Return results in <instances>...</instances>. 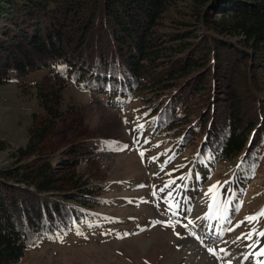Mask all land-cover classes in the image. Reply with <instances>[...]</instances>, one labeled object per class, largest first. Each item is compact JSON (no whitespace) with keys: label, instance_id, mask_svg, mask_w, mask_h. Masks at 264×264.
<instances>
[{"label":"trees","instance_id":"16d2710c","mask_svg":"<svg viewBox=\"0 0 264 264\" xmlns=\"http://www.w3.org/2000/svg\"><path fill=\"white\" fill-rule=\"evenodd\" d=\"M181 3L191 11L171 21ZM47 69L118 110L139 103V137L191 151L188 193L229 163L242 195L264 168V0H0V85L29 83L55 128L61 94L42 92L46 74L31 78ZM33 143L0 169V264L100 217L104 190L78 184L83 150L53 161Z\"/></svg>","mask_w":264,"mask_h":264},{"label":"rangeland","instance_id":"374dc122","mask_svg":"<svg viewBox=\"0 0 264 264\" xmlns=\"http://www.w3.org/2000/svg\"><path fill=\"white\" fill-rule=\"evenodd\" d=\"M185 10L191 11L188 4L181 3L179 10L172 12L169 18L171 21L181 18ZM184 16L188 21V15ZM198 33L202 37L204 30L200 28ZM51 71H39L31 78L50 74ZM40 84L43 86L42 92L61 94L62 113L55 128L51 126L54 117L46 116L36 89H31L29 83L0 85V169L12 166L16 152L27 150L31 139L37 150L45 147L46 150L54 151L53 161L61 155L68 158L71 156L67 155L68 150L80 148L83 152L79 156L82 162L76 168L78 184L101 186L104 193L100 202L93 207V211L100 215L97 222L41 242L28 251L21 264H227L228 259H231L232 264H253L252 260L241 259L242 253L251 251L244 247L249 241L231 243L241 232L249 230L251 225L247 222L234 232H224L221 239L211 237L215 241L211 247L217 251L225 248L231 253L222 261L207 251L209 233L204 225H212L215 232L231 225L222 219L196 220L195 226L189 225L188 229L182 227V224L187 223L184 217L188 215V207L193 209L189 217L193 220L208 211L206 205L211 201L205 193L209 186L217 181L221 184L229 179L233 181L232 164H223L203 182L196 193H188L190 178H176L187 177L191 151H173L176 142L162 134L156 135L152 142H149V135L139 137L134 131L138 116L135 108L139 103L118 110L105 103L104 94L84 91L56 71L42 79ZM40 131H43V139L39 143ZM134 137H139V144L134 142ZM105 140L118 141V147L128 145V148L117 150L114 146L105 147L102 143ZM145 140L148 143H144ZM140 151H145L143 160ZM173 155L171 162L165 165L168 156ZM154 156L158 157L155 161L150 159ZM161 165H164L163 170ZM169 179H175L172 188L159 192ZM141 184L145 187H137ZM153 185L156 186L158 197L152 196ZM175 185L176 188L181 185L173 191V197L183 211L178 210L179 215L174 216L167 211L168 206L163 197ZM228 188V185H224L220 189L221 198L230 195ZM179 191L180 194L174 196ZM234 192L233 205L240 201L242 204L238 212L232 205L227 209L232 225L264 207V168L242 195ZM128 200H132V203ZM169 217L174 223L180 221L176 223L175 231L163 224L153 225V221H166ZM108 218L117 219L113 222ZM256 226L264 228V218ZM191 231L204 238V243L190 235ZM117 232L130 235L117 238ZM175 232H179L180 236ZM261 239L264 243V238Z\"/></svg>","mask_w":264,"mask_h":264},{"label":"snow or ice","instance_id":"6c2138e0","mask_svg":"<svg viewBox=\"0 0 264 264\" xmlns=\"http://www.w3.org/2000/svg\"><path fill=\"white\" fill-rule=\"evenodd\" d=\"M58 71H60L61 73L66 72L67 66L66 65H58ZM73 81L75 82V75L73 76ZM137 119H139V117H137ZM125 123H127L128 121L125 119L124 121ZM144 128L143 124H137L136 125V130H142ZM134 142L139 144V137H134ZM183 139V138H181ZM207 139V138H205ZM102 143L105 145V147L107 146H114L117 147V150H124L126 148H128V145H123L122 147H118L119 146V142L118 141H110V140H105L102 141ZM144 143H148L147 140L144 141ZM251 143V141H250ZM139 155L141 156L142 160L144 158L145 155V151H140ZM201 156V153L198 151L196 153V159L199 160ZM174 158L173 156H168L167 160H165L164 164H168L171 162V160ZM151 160L155 161L158 159V157H151ZM244 158H241V163L237 164V168H240L242 166ZM183 167V166H181ZM164 165H161V170H163ZM256 168L255 164L251 165V169L253 171L254 174V170ZM175 171V170H173ZM154 175H158L154 174ZM169 176H171V173H168ZM192 175V170H189V173L187 174V177L185 176H181L178 177L176 179H185V178H190ZM196 179L199 180L200 176L199 173H196ZM175 184V179H169L168 181H166L163 185V187H161L159 189V192H164L166 189H170L172 188V185ZM231 184V179L226 180L223 182V184H221V182L217 181L215 184L209 186L207 192L205 193V196L209 197V200L211 201L210 203H207L206 207L208 209L207 212H205L202 216H197L195 220L190 219L189 217L192 214L193 209L191 207H188L186 209L188 215L184 217V219L187 220V223L182 224V227L185 229L189 228V225H196V220H204V221H208V220H223L225 223L231 225L230 227L227 228H223L221 227L220 232H215L212 228V225H204V227L208 230V239H209V244L206 246L207 247V251L214 255L215 258L218 261H222L225 258H228L231 253L228 252L227 249L225 248H220L218 251L216 249H214L213 247H211V244L214 243L215 241H213L211 239L212 236H215L217 239H221L223 237L224 232H234L237 228H240L241 225L245 224V222H247L249 225H251V227L249 228V230L247 232H241V234L239 236H237L235 238V240L231 241V243L236 244L238 241H249V243L245 244L244 247L246 249H249L251 251H247L245 253L241 254V259L244 261H249L252 260L253 264H264V243H262V239L264 238V228H257L256 224L259 223L261 218H264V207H261L259 211H257L254 214H250L244 217L243 220L238 221L235 223V225L231 224V220L229 219L228 215H227V209L230 205H232L235 208V211H239L240 210V205L242 204V201L236 203L235 205H233V200L235 199V192L233 191V189L231 187L228 188V193H230V195L224 196L223 198H221V193H220V189H222L224 187V185H229ZM137 187L143 188L145 187V185L141 184V185H137ZM181 187V185H177V188ZM153 191H152V196L153 197H158V192L156 191V186L153 185L152 186ZM173 191H175V189H173L172 191H168L167 195L163 197V201L167 204V211L171 212L172 215H179V211H183V209L180 208V203L178 201L174 200L173 197ZM129 203H132V200H128ZM141 202H147V201H143L141 200ZM157 207H159V205L157 204ZM179 210V211H178ZM111 221H115L117 218H108ZM176 223H180V221H176L175 223L172 221L171 217H169L168 220L166 221H161V220H155L153 221V225L154 224H163L166 227H172L173 230L175 231V226ZM143 230V229H141ZM78 235L81 233H77ZM108 233H105V235H107ZM175 234L179 237L180 233L179 232H175ZM190 235H192L193 237H195L197 240H199L202 244L204 243V238H202L201 236L197 235V233L195 231H191L189 232ZM117 238H122L123 236H127L130 235V233H116ZM253 237H255V239H253ZM59 238V237H58ZM62 239V238H61ZM225 243H227V241H225ZM221 253L223 255H221ZM227 264H232L231 259H228Z\"/></svg>","mask_w":264,"mask_h":264}]
</instances>
